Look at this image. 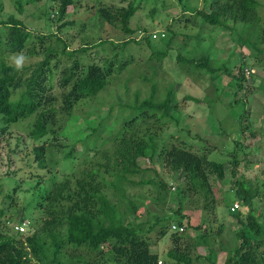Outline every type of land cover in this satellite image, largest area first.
<instances>
[{
  "label": "trees",
  "instance_id": "16d2710c",
  "mask_svg": "<svg viewBox=\"0 0 264 264\" xmlns=\"http://www.w3.org/2000/svg\"><path fill=\"white\" fill-rule=\"evenodd\" d=\"M36 1L12 2L22 15L26 5ZM118 1L124 6L91 8L101 21L126 36L131 35L133 31L128 22L138 11L141 0ZM187 1L178 0L183 12L187 11ZM50 2L56 5V19H50L48 11L44 16L54 21L57 33L31 30L14 14L4 18L0 15V142L10 139L7 136H11L13 128L20 133L15 137L14 149L7 152L5 163L17 168H8L0 175V180L6 178L13 183L2 198L11 204L18 191L30 193L33 208L41 214L39 220L31 223L33 232L22 237L18 230L6 232L4 202L0 205V264H216L212 240L221 234L223 225L214 230L211 219L203 216L198 225L191 226L188 218L184 224L180 217L183 218L182 205L188 197L204 195L206 200L211 180L224 179V162L210 159L207 151L199 154L179 140L167 144L161 139L168 122L178 124L174 112L179 101H172L170 88L158 98L156 82L151 83V77L156 75L142 77L151 83L148 96L140 98L136 90L131 103L118 102L117 107L110 104L104 116H97L91 103L125 68L135 64L134 59L116 55L97 60V56L88 51L105 41L90 48L82 44L70 49L71 43L58 32L74 25V21L67 20L69 9L75 6L74 0ZM258 8V0H202L200 7L192 12L211 27L231 30L232 25L243 24L260 29L262 34ZM182 17L184 15L178 19ZM188 20L191 22V16ZM166 34L169 44L176 34L169 27ZM261 34L256 33V39H261ZM151 38L148 34L141 41L150 43ZM141 41L130 38L121 46ZM165 55V50H159L150 57L160 59ZM14 56L36 61L22 65L18 60L17 64H12L10 58ZM209 57L188 59L177 53L175 59L186 74L206 73L216 80L219 73L227 74L230 79L226 86L235 98L230 106L235 107L245 81V63L240 61L229 70L224 63L212 66ZM130 81L131 77L124 80L125 87ZM224 93L229 96L226 91L221 92ZM81 106H88L84 115L79 109ZM248 114L249 111L243 109L237 119L242 134L249 126ZM77 122L80 123L76 130L69 131L68 125ZM59 136L62 139L70 136V145L60 142ZM20 140L24 142L21 148ZM233 142L234 147L228 151L231 165L228 173L236 177L240 140L233 139ZM15 148H20L18 163L22 166L14 159ZM142 159L152 165L157 162L170 178L180 174L176 186L179 198L176 212L180 219L176 227L182 228V232L170 230V215L146 212L148 218L144 222L137 216L141 206L138 189L152 186L153 201L160 205L158 209L170 193L168 183L155 168L141 167ZM27 183L31 186L23 188ZM232 190L241 206L239 212L231 214L239 229L235 233L236 245L225 251L221 264H264V201L257 197L258 188L251 182L245 186L236 179ZM196 208H199L198 203ZM204 208H207L206 203ZM187 230H191V234L186 233ZM152 231L156 233L153 242L148 235ZM168 234L170 246L163 255L152 252L151 246Z\"/></svg>",
  "mask_w": 264,
  "mask_h": 264
},
{
  "label": "rangeland",
  "instance_id": "374dc122",
  "mask_svg": "<svg viewBox=\"0 0 264 264\" xmlns=\"http://www.w3.org/2000/svg\"><path fill=\"white\" fill-rule=\"evenodd\" d=\"M12 1L0 0L2 18L14 14L23 20L31 30L41 31L40 33L56 32L54 21L50 22L47 20V16H44V13L48 11L47 15L50 19L52 17L54 20L56 19V5L52 4L50 0L28 3L22 15L15 9ZM258 1L259 24L264 31V0ZM74 4L75 6L73 9H69L67 16V20L74 21V25L66 26L58 32V35L71 43L70 49H77L82 44L90 48L100 41H105L100 47L92 48L88 52L94 57L97 56V60L100 57L110 58L117 55L118 57H131L135 63L125 68L98 99L91 103V109H95L96 115L104 116L108 112L110 104H115L117 107L118 102L131 103L136 90L139 91L140 98L148 96L150 84L156 82L158 98L170 88L173 90L172 101H179V107L174 112L178 124L176 125L174 121L168 122L161 139L164 138L167 144L179 140L199 154L207 151L210 159L224 162L226 170L224 179L211 180L210 193L206 200L204 195L188 197L182 205L183 218L180 217L184 224L189 219L188 223L191 226L198 225L203 216L211 219L214 230L218 225H223L221 234L212 240L214 241L212 247L216 253L215 263L221 264L225 251L233 249L236 245L235 233L239 229L236 220L231 216L232 213L236 214L241 209L239 205L235 211L231 210L235 203L238 204L232 190V182L237 179L245 186L251 182L258 188L257 197L264 201V32L261 34L260 29L257 30L256 27H248L243 24L232 25L231 22L229 23V26L232 25L231 30L206 25L192 12L193 9L200 7L202 0H188L186 2L188 8L185 12L182 11L178 0H141L138 11L128 22V27L133 31V34L126 36L101 21L95 15L94 9L91 8L96 9L99 5L124 6L118 0H74ZM182 15L184 17L179 20V16ZM190 16L191 22L187 21ZM167 27L176 34L175 39L169 44H167V39H169L166 34ZM258 32L262 35L259 40L256 39ZM148 34H151L152 37L150 43L142 42L141 38ZM130 38L141 42L122 47L121 43ZM159 50H165L166 55L160 59L150 57L151 53ZM177 53L188 59H198L202 55L210 56L212 66L216 67L224 63V66L229 70L243 61L245 63V81L236 97L241 104L237 102L235 107L230 106V102L235 98L229 93L230 88L226 86L230 79L227 74L219 73L218 85L216 84L218 80L209 74H186L176 64ZM18 60L22 65H29L36 61V59H27L22 56L10 58L12 64H17ZM144 75L148 78L156 76L151 77L153 79L150 83L142 79ZM129 77H131V81L125 87L124 80ZM222 91H226V94L229 93V96L225 93L221 94ZM188 96L194 99H189ZM87 108L88 106L79 108L82 115L87 111ZM243 109L249 111L248 121H246L249 126L244 134L241 133V124L237 121ZM79 123L68 125V130H76ZM19 134L18 129L13 128L11 136H7L10 139L7 142H5L6 139L0 142V175L4 174L8 168L10 170L17 168L13 164L8 167L5 163L8 161L7 152L14 149L15 137ZM65 138L62 139L59 136V141L64 145H70L71 142H68L70 136ZM233 139L240 140V149L237 151L240 155L239 173L236 177H232L230 172L228 173L231 167L228 151L234 147ZM19 145L20 148L24 146L23 140L19 141ZM20 148H15L17 154L14 159L17 160L18 166H22L18 163V159L21 157ZM139 163L143 168H155L160 174V178L168 183L170 193L163 201L162 208L158 209L157 207L160 205L153 201V187L145 185L140 191L138 189L137 193L140 194H138V201L141 206L137 216L144 222L148 218L145 216L146 212L170 215L172 217L170 230L173 231L172 226H176L177 220L180 219L176 212L179 205L176 186L181 179L180 174L175 178H170L164 170L162 171L157 162L152 165L147 159H142ZM54 170L56 171L57 167ZM0 184L2 185L0 205L4 202L5 217L3 222L6 232L14 233L18 230L23 235L22 237L33 232L34 220H39L41 217L40 212L33 208V196L30 193L18 191L17 194H14L16 199L10 204L2 196L6 195V190L12 187L13 183L2 178ZM30 186L29 183L23 184L25 189ZM196 203L199 204V208L195 209ZM205 203L207 208H204ZM131 217L133 218V216ZM31 223L33 224L31 225ZM186 233L191 234V230H187ZM148 235L149 240L153 242L156 237L155 231ZM168 236L169 234L156 242V245H152L151 251L162 256L170 246Z\"/></svg>",
  "mask_w": 264,
  "mask_h": 264
},
{
  "label": "built area",
  "instance_id": "2783aa9c",
  "mask_svg": "<svg viewBox=\"0 0 264 264\" xmlns=\"http://www.w3.org/2000/svg\"><path fill=\"white\" fill-rule=\"evenodd\" d=\"M238 204L235 203L233 205V207L231 208L232 211H235L236 209H238ZM172 228L174 229L175 232H182V228H177L176 226H172ZM160 264V262H158Z\"/></svg>",
  "mask_w": 264,
  "mask_h": 264
}]
</instances>
